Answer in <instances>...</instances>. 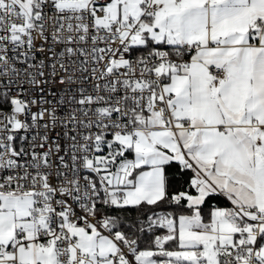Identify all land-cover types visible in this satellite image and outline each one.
Segmentation results:
<instances>
[{"label":"snow or ice","instance_id":"obj_1","mask_svg":"<svg viewBox=\"0 0 264 264\" xmlns=\"http://www.w3.org/2000/svg\"><path fill=\"white\" fill-rule=\"evenodd\" d=\"M0 264H264V0H0Z\"/></svg>","mask_w":264,"mask_h":264}]
</instances>
